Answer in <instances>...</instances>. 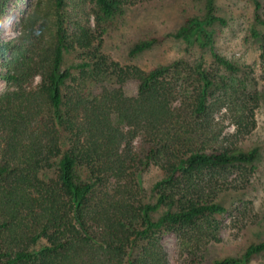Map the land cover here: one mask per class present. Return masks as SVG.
<instances>
[{
    "label": "trees",
    "instance_id": "1",
    "mask_svg": "<svg viewBox=\"0 0 264 264\" xmlns=\"http://www.w3.org/2000/svg\"><path fill=\"white\" fill-rule=\"evenodd\" d=\"M90 1L102 32L103 24L121 14L124 5V0ZM251 1L254 21L264 26L263 0ZM202 2V18L189 17L173 33L135 42L130 54L172 37L187 46L209 48L216 63L238 70L212 45L214 33L208 28L225 24L216 13L215 0ZM6 3L0 0V19ZM80 5L77 0H35L21 18L15 38L1 39L0 30V59L8 63L0 80L15 87L0 91V128L7 134L0 155V264H165L160 240L165 231L178 232L192 249L190 255H196L193 247L201 239L218 238L219 216L227 210L219 197L206 193L203 172L251 164L257 149L209 145L202 140L204 135L198 136V129H192L198 136L194 135V142L177 132L172 136L169 131L176 121L169 103V75L175 69L169 64L145 70L110 61L99 53V46L91 48L96 36L77 19ZM72 23L75 31L70 32ZM42 27L47 29L46 37L40 33ZM33 33L39 37L31 38ZM252 33L258 36L255 29ZM74 52H87L91 60L63 67L65 55ZM76 69L86 76L110 70L119 84L134 78L138 94L125 97L120 87L112 97L95 98L89 104L79 89L69 86ZM196 73L209 87L201 63ZM36 75L40 76L37 86L28 87ZM205 88L196 98L194 117L206 113ZM134 121L144 124L151 139L138 158V171L156 165L162 173L148 197L131 183L136 173L127 164L134 158L120 149L119 126ZM51 171L53 176L47 174ZM104 174L116 183L113 191ZM262 251L264 241H253L239 255L204 264H250ZM197 263L202 264L201 259Z\"/></svg>",
    "mask_w": 264,
    "mask_h": 264
},
{
    "label": "rangeland",
    "instance_id": "2",
    "mask_svg": "<svg viewBox=\"0 0 264 264\" xmlns=\"http://www.w3.org/2000/svg\"><path fill=\"white\" fill-rule=\"evenodd\" d=\"M77 1L81 4L77 19H81L85 27L96 36L91 48L99 46V53L121 65H137L148 70L170 64L175 69L169 75V103L174 109L176 121L169 131L172 136L177 132L191 137L189 142H194L197 134L193 130L198 129V136L204 135L202 140L209 145H218L224 149H257V157L251 164L240 163L226 170L203 172V177L208 180L206 193L219 197L227 207L219 216L218 238L201 239L193 247L197 250L196 255H190L192 249L184 243L178 232L165 231L160 238L166 253L165 264H198L200 259L204 264L222 256L239 255L250 242L264 241V26L254 21L252 1L215 0L216 13L225 19V24L215 23L208 28L214 33V50L238 66L236 71L227 70L216 63L209 48L187 46L184 41L172 37H166L163 42L144 52L130 54L135 42L173 33L189 17L202 18V0H124L122 13L110 23L108 21L103 24L106 28L104 32L96 24L95 5L90 0ZM34 3L35 0H7L0 19L1 39H12L18 35L20 20ZM261 13L264 15V10ZM69 28L70 32L75 31V23ZM253 29L258 32V36L253 35ZM41 31L46 37V27H42ZM36 36L39 37V34L33 33L31 38ZM89 56L87 52L66 54L63 67L90 61ZM3 60L0 59V73L8 71V63ZM198 63L202 64L208 74L210 85L207 88L196 73ZM73 71L75 79L69 81V86L71 90L79 89L88 98L89 104L95 98L104 101L112 97L120 87L125 97L133 98L138 94V82L134 78L119 84L110 70L106 74L95 72L91 76L83 75L77 69ZM39 81L40 76L36 75L26 85L33 88ZM8 86L10 90L15 89L6 80H0V91ZM204 88L208 94L206 113L194 117L192 109L198 93ZM113 111L116 110L112 106L110 113ZM81 112H78L79 119L82 118ZM113 114L116 112L111 114L114 119ZM47 118L38 120L40 122ZM35 120L37 118L32 119ZM34 125L37 127L39 123L34 122ZM119 129L123 136L120 149L125 148L134 158L127 164L129 171L136 173V181L131 183L141 195L148 197L152 184L162 174L156 165L143 172L138 171V158L143 157L146 144L149 145L147 141L151 142L148 131L143 123L136 121L132 124L125 122ZM6 140L7 134L0 128V155L6 149ZM54 173L51 171L47 174L53 176ZM104 176L106 184L108 182L106 186L113 191L116 183L107 174ZM250 264H264V251L254 255Z\"/></svg>",
    "mask_w": 264,
    "mask_h": 264
}]
</instances>
